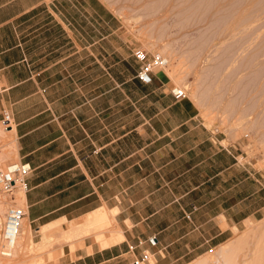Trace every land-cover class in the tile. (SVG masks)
Segmentation results:
<instances>
[{
  "label": "crops",
  "instance_id": "crops-1",
  "mask_svg": "<svg viewBox=\"0 0 264 264\" xmlns=\"http://www.w3.org/2000/svg\"><path fill=\"white\" fill-rule=\"evenodd\" d=\"M100 3L0 0V120L11 112L19 159L32 168L26 217L58 226L116 207L174 264L200 247L194 240H223V221L264 212V174L241 164L163 76L137 77L134 49ZM81 222L62 226L61 239L81 237ZM119 245L85 255L116 264Z\"/></svg>",
  "mask_w": 264,
  "mask_h": 264
},
{
  "label": "rangeland",
  "instance_id": "rangeland-1",
  "mask_svg": "<svg viewBox=\"0 0 264 264\" xmlns=\"http://www.w3.org/2000/svg\"><path fill=\"white\" fill-rule=\"evenodd\" d=\"M99 1L98 7H104L105 19L117 31L118 38L131 44L133 51L145 48L151 52L160 51L168 57L169 67L158 72L164 82L171 88H185L187 95L182 99L193 109L194 117L220 135L225 146H235L241 164L250 165L258 174H264V0ZM47 16L42 14L37 20L49 22L50 16L49 21ZM55 35L54 32L45 37L54 38ZM177 68L178 76L170 74ZM118 98L114 96V102ZM2 120L3 114L0 120V168L20 161L15 131L9 132L12 128L7 129ZM23 192L18 188L16 197L26 210L25 203L22 205L19 199ZM10 203L11 199L0 190V244ZM105 210L108 221L99 228L89 226L87 217L48 228L32 223L30 246L23 251L17 245L12 259H6L0 253V264H90L93 258L85 254L103 249L98 241L100 233L108 237L114 230L121 231L125 237L123 243H119L121 246L116 247L122 252L114 263L133 264L149 250L153 255L145 264H168V258L160 251L163 248L151 246L147 237L135 236L136 225L129 219L123 221L118 208ZM78 221H82L79 223L81 237L74 239L69 235L66 241L61 239V227ZM261 222H264V212L233 227L223 221L221 228L228 229L223 240H194L192 243L199 242L200 247L174 264H193L215 255L235 236L246 232L247 225L259 223L258 226ZM46 228L49 233L44 232ZM246 246H241L242 251ZM99 258L100 255L94 259Z\"/></svg>",
  "mask_w": 264,
  "mask_h": 264
},
{
  "label": "built area",
  "instance_id": "built-area-1",
  "mask_svg": "<svg viewBox=\"0 0 264 264\" xmlns=\"http://www.w3.org/2000/svg\"><path fill=\"white\" fill-rule=\"evenodd\" d=\"M134 57L138 62L137 77L146 84L152 83L154 76L159 71L165 70L169 65L168 57L160 51L151 52L145 48H138L134 51ZM171 93L176 99H182L187 95L186 89L179 86H173ZM2 121L7 128H12L13 118L10 111H4ZM31 171V165L21 160L0 168V190L5 197L11 199L0 244V253L7 258L12 257L15 253V245L22 227V220L26 216V210L18 203L16 191L18 188H21L24 192L28 190L27 177ZM188 218H190V215H188ZM148 242L151 246H157L158 236L154 234L148 237ZM152 255V252L146 250L133 264H145L150 261Z\"/></svg>",
  "mask_w": 264,
  "mask_h": 264
},
{
  "label": "bare ground",
  "instance_id": "bare-ground-1",
  "mask_svg": "<svg viewBox=\"0 0 264 264\" xmlns=\"http://www.w3.org/2000/svg\"><path fill=\"white\" fill-rule=\"evenodd\" d=\"M169 65H170V60H169ZM169 65H168V67H169ZM177 72H178V68L176 69V71L174 69L173 72H171V73L169 72V73L172 74L173 76H174V74H176L178 76L179 74ZM7 129H9V128H7ZM9 132H14L13 124H12V130ZM19 199L23 205V203H25V199H26L24 192H23V195L19 197ZM86 217H87V221L89 223V226H91V227L93 226V227L99 228V227L105 225L106 222L108 221L107 220L108 213L105 209H101V210H99V211H97V212H95L89 216H86ZM59 223L60 222H58V224ZM64 223H66V222L64 221ZM257 224H259V223H257ZM51 225L53 227L54 226L56 227L57 224L56 225L51 224ZM256 225H254V226H253V224L247 225L248 228H247L246 232L241 233V234L237 233L239 235L235 236L231 240L230 243L228 242V244H225V246H223L222 248L217 250V253H215V255H210L208 257L199 259L198 261H196L193 264H264V259H263L264 258L263 257V255H264V222L258 226H256ZM51 227H49V228H51ZM47 228H48V225H47ZM47 228L45 229L44 232L49 230ZM41 229H44V228H41ZM52 229L53 228H51V230ZM102 229H103V227H102ZM107 229H109V227ZM104 231H105V229H104ZM47 232L49 233V231H47ZM98 235L99 234H97L96 236L98 237ZM124 238L125 237L121 231H119V230L115 231L114 230V231L110 232V235L108 237H105V236H103V234L101 235V233H100L98 241L100 242L99 244H101L103 249H105V248L111 247L112 245H117V244L121 243L124 240ZM32 241H33V239H32L31 223H30L29 219L25 216L24 219L22 220V227L20 229V234L17 237V241H16V245H15V252L17 250L16 249L17 245L20 249L22 247L23 249H21V250L24 251L25 250L24 248H26L27 246H30ZM244 244H246L247 246H246V249L242 251L241 246L244 247ZM71 245H72V243H71ZM18 251H20V250H18ZM21 254H22V252H21ZM53 257L54 256H51V258H53ZM6 259H12V258L10 257V258H6Z\"/></svg>",
  "mask_w": 264,
  "mask_h": 264
}]
</instances>
